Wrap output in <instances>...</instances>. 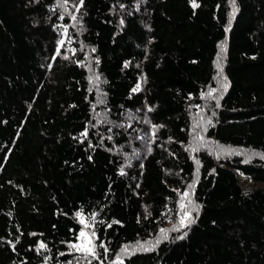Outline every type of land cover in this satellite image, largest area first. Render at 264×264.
Here are the masks:
<instances>
[{"label":"trees","instance_id":"obj_1","mask_svg":"<svg viewBox=\"0 0 264 264\" xmlns=\"http://www.w3.org/2000/svg\"><path fill=\"white\" fill-rule=\"evenodd\" d=\"M238 176L264 0H0V264H264V190L214 198Z\"/></svg>","mask_w":264,"mask_h":264},{"label":"rangeland","instance_id":"obj_2","mask_svg":"<svg viewBox=\"0 0 264 264\" xmlns=\"http://www.w3.org/2000/svg\"><path fill=\"white\" fill-rule=\"evenodd\" d=\"M248 188L259 189V190L263 189L264 190V185L257 184L248 177L238 176L236 182L233 184V186L231 188L227 189L226 191L219 192L218 195L214 196V198L219 199L224 194H227L228 192L239 193V192H242ZM84 223H85V226L87 228V230L84 232L86 235H85V237L80 238L79 245H85L88 243V241H91V246H93L94 237L90 233L91 223L89 221H84ZM80 251H83V250H80Z\"/></svg>","mask_w":264,"mask_h":264},{"label":"snow or ice","instance_id":"obj_3","mask_svg":"<svg viewBox=\"0 0 264 264\" xmlns=\"http://www.w3.org/2000/svg\"><path fill=\"white\" fill-rule=\"evenodd\" d=\"M193 6L195 7L196 5L194 4ZM185 195H187V193H185ZM85 235L86 234L83 231L80 233L81 237H85ZM43 246L44 245H41V247H43ZM71 247L76 248L77 250H83L85 253H87L89 255H95L94 246H91V241H88V243L85 244V245H75V244H73V245H71ZM101 247H103L102 244H101Z\"/></svg>","mask_w":264,"mask_h":264}]
</instances>
